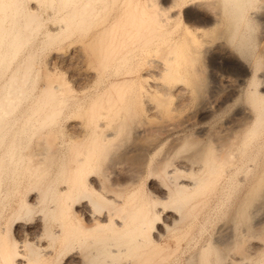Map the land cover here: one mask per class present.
Listing matches in <instances>:
<instances>
[{
  "label": "bare ground",
  "instance_id": "obj_1",
  "mask_svg": "<svg viewBox=\"0 0 264 264\" xmlns=\"http://www.w3.org/2000/svg\"><path fill=\"white\" fill-rule=\"evenodd\" d=\"M26 1L0 0V76L8 70L5 79L1 80L0 78V182L3 178H7V181L13 185L18 181H16L17 176L24 175H27L30 180L32 179L29 184H32L31 187L35 190L32 193L30 191L28 199L19 204L15 215L21 210L23 214L30 213L31 205L45 199L48 193L53 195L58 206L44 211L43 215L31 225L18 224L16 235L11 237V240L5 239L3 230L4 236L0 234V264L43 263L44 257L49 252L46 242L44 244L41 241L38 242L37 246L40 251L34 252L25 250L22 244L18 245L17 241H23L21 238L23 232L31 234V239L42 231L47 233L48 238H56L57 233L49 232L45 228L46 221L44 223L43 220L47 214L60 219L63 229H59L61 232L58 233L65 243L75 240L80 246L79 249L81 246H92L89 251H85L83 248L86 253H82V257L79 256L78 251L71 257L69 256L66 264H80V258L82 264H99L102 255L113 257L111 259L121 253L133 257L140 255L144 253L142 250L146 249L148 243L156 241L168 225L176 223V220L183 216L184 206L192 207L193 203L190 204L189 200L194 195L202 193L212 185L225 164L230 162L232 148L246 147L262 131L260 128L264 126V71L257 75L259 70L256 68H261L264 64V50L255 59L253 31L258 12L253 8L254 0H211L208 3L211 7L210 11H212L209 19L198 23L185 21L182 24V32L177 38L172 37L171 30L161 31L157 28V24L152 22L154 12H158V9L161 8L158 6V2L165 0H120V2L114 0H31L34 6L27 5ZM44 1H48L56 7V11L59 12L60 24L58 23V26L51 29L49 27L50 30H45V37L42 39L41 45L48 44L49 46L55 40L59 42L57 40L59 37L65 39L63 36L70 38L72 35L73 40L70 43L72 45L69 48H71V53L76 56L77 63L79 62L76 72H78L77 76L81 78V81L79 80V83L76 84V88L86 89L88 85L97 82L101 75L99 71H109L108 73L111 72L116 77L114 80H107L110 83L106 87L96 88L95 91L82 96H71L64 99L60 88L58 89L56 84L50 82L53 80H50L52 77L47 79L46 74L48 73V76L50 74L46 69L45 72L43 71L45 78L38 87L37 93L32 94L30 90L33 88V83L35 84L33 82L35 79L32 82L30 80L29 83H27V79L31 74L30 56L35 58V54L31 55L34 51L28 52L23 61L15 62V65L9 68L12 65L11 61L17 57L18 53H22L19 52L21 47L26 46L32 38L31 36L40 28L36 6ZM200 1L196 0L195 2L200 3ZM176 3L177 0H169L167 8L170 10L171 7L177 5ZM112 6L120 11L119 17L114 16L110 20L97 19V15L102 10L107 7L112 8ZM186 10L185 8L184 12H187ZM105 13H107V9ZM100 17H103V14ZM205 24H208L209 28L205 27ZM201 45L206 49L215 47L221 51L226 50L225 52L229 46L243 59V64L249 68L248 70H253L252 73L249 72L251 74L248 71L240 74V79L237 78L238 81L235 85L236 90L245 97V102L250 106L252 114L246 111L247 108L239 109L238 116L232 121L225 122L218 134L214 130L215 138L207 134V128L202 120L204 115L220 106L219 104L217 106L218 100L214 95H211L212 97H209L210 99L208 98L204 105L202 104L198 118H194L192 115L186 116V119L179 118L177 120L175 119L177 115L175 118L172 117L175 116L172 115V110L175 108L172 105L173 108L168 106V98L174 94L172 85L178 91L174 90L175 94L178 93L177 95H182L179 92H183V90L193 93L197 89L200 81L198 83L196 81L198 75H195L197 68L195 70L194 62ZM151 49L163 50V54L158 51L162 54L163 61H160L162 64L157 62L161 64V68H158L160 72L158 69L157 71L167 80H164L165 87L156 88L154 86V90L143 94L144 88L142 89L138 85L139 82L137 84L134 82L133 74L139 72L135 67L138 63L136 52L141 51L145 56ZM62 57H64L62 53L57 51L52 57V62L55 60L61 62ZM33 58L32 60H34ZM140 59L143 61L145 57ZM157 60L159 59H152V62ZM138 61L140 62V60ZM47 67L50 68V66ZM51 74L53 75V73ZM149 74V71L145 70L141 76L144 78ZM179 75H186L185 79ZM138 77L139 75L136 80ZM223 82L227 86L233 85L232 80L227 76L223 78ZM256 83H258V87ZM156 85L159 86L157 83ZM176 85L180 87L178 88ZM66 88L68 91V87ZM150 89L152 88L150 87ZM199 89H201L200 86ZM62 109L65 110L64 114L70 117L68 128H72L74 132L69 135V141H67L70 154L66 170L63 167L58 169L61 174H64L67 184L64 183V186L59 190H55L52 189L51 179L46 178V174L49 165L52 164L53 144L56 141V136L53 138L55 134L52 135V127ZM139 115L143 117V120L139 118ZM183 117L185 118V116ZM193 122L197 124L196 130L187 132L186 126ZM131 129L135 139H141L140 147L136 146V141H134L135 145L126 142L120 149L119 136L124 132L128 133ZM165 140L169 141L167 146H165ZM159 149L160 151H158ZM157 151V155L154 156ZM173 155L175 159L171 161L173 167L171 163L172 171L169 172L165 165ZM104 160L109 164V168H111L110 165L113 166L111 172H114L113 175L115 174L116 178L118 177L113 182L114 192H119L121 188L129 184L133 186L145 169H148L154 178L160 175L169 180V187L166 190L164 186L151 180L147 198L142 199L137 196L133 188L126 196L127 198L125 197L126 200L124 199L119 204L114 200L115 196L110 198L107 195L108 197H105L101 188L98 189L96 184H100L99 181L97 182L100 178L97 174L91 171L90 181L87 179L89 171L97 168ZM151 161H153L152 164ZM179 172L187 174L188 177L173 179L172 174ZM263 183L264 175L260 176L252 187L244 207L242 205L238 210V214L242 218L248 216L245 205L251 202L252 198H258L259 206L264 203V192L260 190ZM75 197L78 200L82 198L81 202H76L75 210L78 217H75L73 222L65 221L66 203ZM157 204L163 205L164 208L160 209L161 212L156 208ZM166 205L169 206L167 210ZM105 206L107 208L111 206V211L114 209V213H120L121 216L119 218L115 217L116 214L113 216V212L111 213L109 208V213L107 211L106 213H111L110 215L115 217V220L110 218V215L101 211ZM186 211H188L187 207L184 212ZM255 212L257 210L253 213ZM161 213L162 216L159 217ZM227 224L223 223L219 227L220 232L218 228V236L214 241L201 249L198 254L199 259L205 260V254L209 251H212L216 256L219 255V259L222 252L230 246L236 245L237 242L233 239V225L232 223ZM263 226L264 213L254 218L247 229H252L251 232L260 234ZM0 231L2 232V230ZM245 232L246 235L251 233ZM259 240L251 243V252L260 248ZM27 243L32 244L31 242ZM109 243H122L123 246H114V249H110ZM32 245L28 248L33 249ZM239 257L240 255L232 256V259H228L231 261L227 262L242 264L243 257Z\"/></svg>",
  "mask_w": 264,
  "mask_h": 264
},
{
  "label": "rangeland",
  "instance_id": "obj_2",
  "mask_svg": "<svg viewBox=\"0 0 264 264\" xmlns=\"http://www.w3.org/2000/svg\"><path fill=\"white\" fill-rule=\"evenodd\" d=\"M30 1L31 0H27L26 4L33 5L34 3ZM114 1L120 2V0H114ZM189 1L191 0H177V3H176L177 5H174L173 7H171L170 10L169 8H167L169 0H165L163 2L159 1L158 6H161V8L158 9V12L160 13L158 14L157 11L154 12V17L152 19V22L156 23L157 25L156 24L154 25H156L157 28L161 31L171 30L170 33L172 34V37L177 38L182 32V27H183L182 24H184L185 21L187 23H198V22L207 21L209 17L211 16V12H212L210 11L211 7L208 4L210 3L211 0H201V1L199 0L200 3H196L195 2L196 0H192L194 2H189ZM52 5L48 1L40 2L39 4H37L36 7L38 9L36 8L37 9L36 12L39 13L37 14V19L39 18L38 20L40 21L39 22L40 28L38 27L39 29L35 31V33L33 34L34 36L33 35L31 36L32 38L28 41L27 45L24 44L26 46L21 47L23 51H21L22 49H20L19 52H22V53H18L17 57L13 59L14 61L13 60L11 61L12 65L9 66V68L14 66L15 62L17 63V62L23 61L24 57L26 56L28 52L31 53L34 51L35 53L34 52L33 54L31 53V55L35 54V58H33L34 56H30V63H32L31 66H32L33 71L31 69L30 77L27 79V83H29L30 80L32 82L35 79V81H33L35 82V84L33 83L34 86L32 85L33 88H31L32 90H30L32 94L37 93L38 87L41 85V82L45 78L43 71L46 69L49 71V74H50L49 76H48V73L46 74L47 79L48 78L50 79L52 77L50 80L52 79H53L52 81L56 80L54 82L52 81L50 82L52 84H56L58 89L60 88L62 97L63 98L65 97L64 99H68L71 96H82L89 92L91 93L95 91L96 88L101 89L102 87H106L107 84L110 83L109 81H111V79L114 80L116 77L115 75L111 74V72L108 73L109 71H104V72L99 71V74L101 75L98 77L97 82L93 83L92 85H88L86 89L80 90L76 88V84L79 83V80L81 78L77 76L78 72H76L78 71L77 69L79 66L77 65H79L78 64L79 62L77 63L76 56L71 53V48H69L72 45L70 44L71 41L73 40L72 35H70V38L69 37L66 38V36H63L65 37V39H62V37H59V39H57L59 40V42L55 40L53 41V44L49 46L48 44L45 46L41 45V41L45 37L44 36L45 30L46 29L50 30L51 28L58 26V23L60 24V21L58 20L59 12H57L56 7ZM185 8L187 9L186 11L188 13L184 12ZM253 8H255L259 14V16L257 14L255 17V25L257 27L255 26L254 28L255 30L253 31V38L255 40L254 41L255 42V59H257L261 51L264 50V0H254ZM106 9H107V13L108 12L110 13L108 14L105 13ZM119 13L120 11H118L115 6H112V8L107 7L97 15V19L100 18V19L110 20V19H113L114 16H116V18L119 17L120 16ZM102 14H103V17H100L102 16ZM208 26H209L208 24H205V27H208ZM55 51L56 52L59 51V53H62V55L64 56L60 59L62 60L61 62H59L58 60H55L54 62H52V57L56 53ZM158 51L163 54L162 49L161 50L158 49L157 51L154 49H151V51L145 56L143 55L144 53L142 54L141 51L136 52V55L138 54L137 56L140 62L137 60L138 65L136 64L135 67L138 68L136 69V71H139V72H135L134 74L136 75L133 74V76L135 80L134 82H136L135 84L139 82L138 85H140L142 89L144 88L145 91L141 89L143 94H145L146 92L149 93L152 90H154V86H156V88H159L160 86L165 87L166 83L164 80H167V79L165 78V76L159 74L160 71L158 69L159 67L161 68V64H162L161 62L163 61V57H162V54L159 53ZM225 51H221L220 49H216L215 47L206 49L202 45L199 46V52L194 62L195 70L197 68V70L195 71V75L196 74L198 75V77L196 76L198 79V80L196 79V81L197 83L198 81H200L198 83L197 89L193 93H189L183 90V92L182 91L179 92V93H182V95L181 94L177 95L178 93L177 94L175 93L178 91H176V89H174V85H172L173 87L172 90L174 94L172 95V97L170 96L168 98V106L169 107L173 106L175 108L172 110V115H175V116H172V117L175 118L177 115L175 119L178 120L180 118L182 120L192 115H194L192 117L198 118L200 115V109L202 108L201 106H203L204 103L207 102V99L209 97L210 98L212 97L211 95H214L216 97V100H218L217 106L218 104L220 106H218V108L216 109H213V111H211L210 113L204 115L205 116V117L203 116L204 118L202 117V120L204 121V125L207 128V134L211 137L214 136V138H215V135L218 134V131L225 124V122H227L228 120L232 121L238 116L237 113L240 111L239 109L247 108L246 111L252 114L250 110V106L246 104L245 102V97L242 94H240L238 90H236L235 85L237 84L236 82L238 81V79H240V74L244 72L247 73V71L248 73L249 72L252 73L253 70L252 71L251 69L248 70L249 68L245 66V64H243L244 63L243 59H241L232 48L228 46L227 52ZM144 57L145 59L141 61L142 59L140 58H144ZM32 58L34 60H32ZM152 59L153 60L159 59V60H157L156 62L154 61L155 62L154 63L152 62ZM56 61L58 62V64ZM47 66H50L51 69ZM144 69L148 70L150 74L147 75V77L143 78L141 75L142 73L145 72ZM157 69L159 72L157 71ZM256 69L259 70V72H257L258 70L256 71L257 72L256 74L258 75L259 73H261V71H264V64H262L261 68H256ZM7 72L8 70L5 71L4 75L0 76L1 80L5 79L4 77L6 76ZM50 72L53 73V75ZM156 73L157 75H155ZM108 74H111V75H108ZM138 75L139 77L136 80V77ZM185 76H180V77L185 79ZM225 76L229 77L232 80L233 85H229V86H227L226 84L224 85L223 78ZM156 83L159 85L158 87ZM256 84H257L256 86L258 87V83ZM63 85L65 86L62 87ZM176 86L175 88L180 87V86H177V87ZM199 86L201 89H199ZM66 87H68V91L66 90L67 89ZM150 87L152 89H150ZM63 90L65 91L64 92L65 94L62 92ZM177 105H178L179 110L177 108ZM64 111L65 110L62 109L60 114H58L55 122L53 123L52 135L55 134L53 138H55L56 136V139H55L56 141L53 144L54 154H53V158L51 161L52 164L49 165L48 167L49 169L46 174V178L51 179V186L53 187L52 189H55V190H59L60 187L64 186V183L65 185L67 184L64 179V174H61L60 171H58V169L59 167L60 168L63 167V169L67 167V160L70 154L69 142L67 141H69L68 140L69 135H72V132H74L72 128L71 129L70 127L68 128L69 126L68 120L70 117L69 115L68 116L65 115ZM183 116H185V118ZM139 118L143 120V117L141 115H139ZM196 128H197V124L193 122V123L188 124L185 130L187 132L195 131ZM214 130H216L217 133ZM260 131L261 132H259L258 136L254 137L253 138L254 140L252 139L246 147L239 148V149L236 147L232 148V153L230 157L231 163L228 162L225 164V166L223 167V170L220 172L218 176H216L215 180L212 182V185L206 188L207 190L206 189L204 190L205 192L203 191L202 193L194 195L189 200L190 204L193 203L192 207L188 208L189 205L184 206L185 210L187 207L188 211L186 212L188 213L184 212L185 211L184 210L183 211L184 217L182 216L181 218H179L181 220L179 219L176 220V223H171L173 225L171 224L168 225L167 226L168 228L166 227V229H164L163 233H161L159 237H157L156 241L148 243L146 245L145 247L146 249H143L144 251L142 250V252L144 253L140 255H134L135 257L131 255L128 256L125 253H121V254L114 256V259H111L113 257H110L108 255H102L99 259L101 260L99 261V264H116V263L117 264H220V263L228 264L229 262L227 261H231L228 259H232V256L238 257L239 255H240L239 258L243 257L242 264H264V226L261 231L262 233L260 232V234L258 233L255 234L254 231L251 232L252 229H247L248 226L252 223L254 218L264 213V203H261L259 206L257 204V202H259L258 198L254 197L252 198L251 202L245 205V209L248 212V216L246 218H242L241 215L238 214V210L241 208L242 205L244 207L245 200L250 196L252 187L257 182L259 177L264 175V126L263 128L262 127L260 128ZM213 132H214V135H212ZM118 139H120L119 141L121 143L120 149L122 148V145L125 144L126 142H131L132 144H134L133 142L136 141L135 142L136 146L138 145V147H140L141 145V143L139 144V142H141V139L140 140L135 139V137L133 136L132 129L128 133L124 132L122 135L119 136ZM123 139H125L124 142H123ZM168 143L169 141L165 140V146H167ZM158 151H160V149ZM158 151L154 154V156L157 155ZM174 159L175 158L173 155L166 162L165 168L166 170H169V172L172 171L173 163L171 161H173ZM152 162L153 161H151V164ZM171 163H172V167H171ZM108 165L109 164L107 163L106 160L101 161L100 164L97 166V168H95L96 170L91 169L89 173L92 171V173L97 174L99 176L100 180H97V182L99 181L100 184L97 183L96 185H98L97 186L99 187L98 189L101 188L103 192L102 194L105 195V197L108 195L110 196V198L115 196L113 198H115L114 200L117 201L119 204H121L124 199L126 200L127 198L126 196L131 192L133 188L137 196H140L142 199L147 198L148 192L150 189L149 187H150L151 180H153L158 185L164 186L166 190L169 187V180L161 177L160 175L159 177L156 176L154 178L153 177L154 175L152 176L151 172L148 171V169H145V171L140 174L137 182L133 184V186L132 185L130 186L129 184L121 188L119 192L117 191L114 192V189L112 188L113 182H115L114 180L118 179V177L116 178L115 177L116 175L115 174L113 175L114 172H111V170L113 171V169H111L113 168V166L110 165L111 168H109ZM69 169L71 171V166L69 167ZM52 171H55V172H52ZM92 173H90L87 178L89 181H90V175H92ZM172 175L171 176L173 177V179L177 177L181 179L188 177L187 174L182 173V172H179L178 174L175 173ZM22 177L17 176L16 181L17 180L18 181L15 182L13 185L12 183L10 184L9 181H7L8 180L7 178H3L2 179L3 181L1 180L0 182V230H2V232L0 231V234L2 236L5 235V239L7 240L8 238L11 240L12 239L11 237H14L16 235V231H17L16 228L18 224L24 223V224L31 225L37 220V218L43 215L44 211H48V209H50L51 207L54 208L58 206V203L54 199L53 195L48 193L46 194L45 199L41 200L39 203H34L33 205H31L30 213L28 212L27 214H23V211L21 210L16 214L17 215L16 216L15 211L18 208V206H20L19 204H21L22 201L27 200L29 197L28 195H30L32 191L34 192L35 190V188L33 189V187H31L32 184H29L32 182V179L30 180V178L27 175H24ZM99 185H103V186L100 187ZM260 190L264 192V183L261 184ZM98 191L101 192L100 190ZM81 199L82 198H80V200ZM80 200H78V198L75 197L67 201L66 203L67 207L65 206L66 213L64 214L65 221L70 220V222L71 221L73 222L78 217L77 216L78 214H76L75 208L77 206V203H79ZM254 204L257 206H255ZM254 206L257 208L259 206V208L255 209ZM105 207H103V209L101 210L104 214H107L106 211L109 213V210L110 211L112 210L111 206H108V208L107 207L105 208ZM165 207H166V210L169 208L168 205H166ZM156 208H158V210L161 212V210L164 207L162 204H157ZM252 210L254 211L257 210V212L253 213L254 211ZM112 212L114 213V209L113 211H111V213ZM250 212H252L253 215ZM113 213H112L113 216H115L116 214L115 217L119 218L121 216L120 213H119L120 215L117 214V212L114 214ZM110 214H107V215L109 216ZM112 215H110V218L111 217L113 218ZM160 216H162V213L159 214V217ZM115 217L113 218L114 220H115ZM53 218L54 217L49 216L47 214L43 222L45 223L46 221L45 228L47 229V231L53 232L55 234L57 233L56 238L54 237L48 238L47 233L45 231H42L40 234L35 236L37 239L35 237L31 239L30 237L31 234H29L28 232H23L21 233L22 234L21 238L23 239V241L22 242L17 241L18 245L21 246L22 244L25 250H32L34 252L36 251L39 252L40 249L37 246L38 245L37 243L41 241L44 244L46 242L45 243L46 248L49 252H48V255L44 257L42 264H66V261L68 260V258H70L71 255H73L74 253H77V251H78L79 256L82 257L83 254L86 253L84 252L83 248H85V251H89V249L90 250L92 249L91 245L87 246L89 247L88 249L86 246L85 247L81 246L82 249L81 248L79 249L80 246H78V243H76L75 240L73 241L70 240L69 241L70 243L66 242L68 243L66 244L65 241H63L59 235V233L61 232L59 231V229L61 228L63 229V227H61L60 225L61 223L60 219H57L58 217L54 219ZM223 223L224 225H226L227 223H228L227 225L232 223L233 239L238 243V244L236 243L237 246L235 245V246H230V248H227L228 250L227 249H226L227 251L225 250L227 254L225 253V251L222 252V255H220L219 259H218L219 255L216 256L212 251H209L208 253L205 254V260L199 259L198 257L199 252L201 251L202 248H204V246L206 247L208 244L214 241V239L218 236L217 234L218 228L222 226ZM3 230L5 233L4 235H3ZM245 231H247V234L251 232L249 233V235L252 234L250 235L252 237H250L249 235H246ZM219 232H220V228H219ZM151 234H153V231H151ZM242 234L244 235V237H242L243 236ZM237 236L240 239L236 238ZM256 238L258 240L260 239L259 241L261 242V246L255 252H251L252 244L253 242L257 240ZM25 239L27 242H31L33 245L27 242L25 243ZM34 240H37V241L35 242ZM30 245H32L31 247H33V249H29ZM108 246L110 249H114L116 246L122 247L123 244L122 243L120 244L119 243H113V244L109 243ZM144 255L145 256L148 255V256L145 257ZM80 264H82L81 258H80Z\"/></svg>",
  "mask_w": 264,
  "mask_h": 264
}]
</instances>
